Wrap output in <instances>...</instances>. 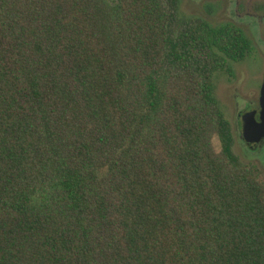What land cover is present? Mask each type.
Wrapping results in <instances>:
<instances>
[{
    "label": "trees",
    "instance_id": "1",
    "mask_svg": "<svg viewBox=\"0 0 264 264\" xmlns=\"http://www.w3.org/2000/svg\"><path fill=\"white\" fill-rule=\"evenodd\" d=\"M168 1L0 0V264H264L216 31Z\"/></svg>",
    "mask_w": 264,
    "mask_h": 264
},
{
    "label": "flooded vegetation",
    "instance_id": "2",
    "mask_svg": "<svg viewBox=\"0 0 264 264\" xmlns=\"http://www.w3.org/2000/svg\"><path fill=\"white\" fill-rule=\"evenodd\" d=\"M195 2L199 10L200 20L204 26L213 27L216 31V43L212 42L211 50L206 44L201 49L202 61L206 65H214L211 69L213 72H222L223 74H235L240 72L241 67L236 66L243 59L251 57L254 53L260 58V81L257 87V93L254 100L245 98L240 99L237 93L232 94L235 105L234 131L239 140L243 151L261 152V175L264 180V137L257 141L254 148L248 147L241 135V115L246 111H252L255 120L259 119V90L264 78V0H186ZM176 3V0H175ZM238 36L240 42L236 45L232 41ZM228 37L231 44L225 45V39ZM222 40L224 44L218 42ZM212 58L213 60H210ZM207 60V61H206ZM210 60V62H208ZM211 80V77H210ZM213 97L219 106V98L215 96L212 85ZM241 100V103L239 102ZM238 103H240L238 105ZM241 105V106H240ZM227 121V120H226Z\"/></svg>",
    "mask_w": 264,
    "mask_h": 264
},
{
    "label": "rangeland",
    "instance_id": "3",
    "mask_svg": "<svg viewBox=\"0 0 264 264\" xmlns=\"http://www.w3.org/2000/svg\"><path fill=\"white\" fill-rule=\"evenodd\" d=\"M164 9L170 10V2L162 0ZM172 22L169 25V34L173 35L174 31L184 22L190 23L200 20L199 10L195 2H187L186 0H176L175 9L173 10ZM260 63L258 54L238 62L236 66L241 67L240 72L235 74H223L222 72H213L211 76L212 85L214 87L215 96L219 98V108L223 117L227 120V126L230 133V149L240 164L252 168L258 180L262 182L264 188V180L261 175V152L245 153L239 144V140L235 135L234 116L235 105L233 103L232 94L237 93L241 99L254 100L257 93V87L260 81ZM242 100V99H241ZM241 100L239 101L241 103ZM238 103V105L240 104ZM241 106V105H240ZM211 144L214 150L220 148V140L216 134L211 137Z\"/></svg>",
    "mask_w": 264,
    "mask_h": 264
},
{
    "label": "water",
    "instance_id": "4",
    "mask_svg": "<svg viewBox=\"0 0 264 264\" xmlns=\"http://www.w3.org/2000/svg\"><path fill=\"white\" fill-rule=\"evenodd\" d=\"M259 95V119H254L252 111H246L241 115V135L250 148H254L257 141L264 137V78Z\"/></svg>",
    "mask_w": 264,
    "mask_h": 264
}]
</instances>
